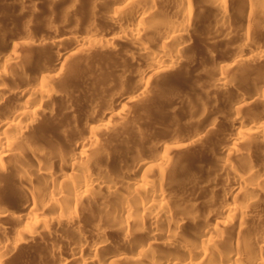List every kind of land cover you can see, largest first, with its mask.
I'll return each instance as SVG.
<instances>
[{"label":"bare ground","instance_id":"bare-ground-1","mask_svg":"<svg viewBox=\"0 0 264 264\" xmlns=\"http://www.w3.org/2000/svg\"><path fill=\"white\" fill-rule=\"evenodd\" d=\"M32 1L23 2L29 6V3L35 4ZM237 1L243 4L246 24L241 30L244 39L239 47L241 52L235 55V62L243 68L264 65V41L261 40L264 33L258 40L254 36L256 32H253L254 27L264 23V0ZM23 2L20 6H24ZM200 2L211 4L220 14L222 19L213 24L215 31L230 30L239 24L234 22L232 25L231 20L230 23L226 21L230 16L228 0H199L198 4L202 5ZM103 4L112 11L107 14V10L105 18L117 25L120 24V15L127 13L129 22L125 27L130 34L121 35L123 32H120L115 36L94 31L84 34L78 41L77 31L59 34L51 24L46 27L52 35L45 33L52 36L49 39L0 34L3 36L0 42L9 45L8 49H0V264L8 263L14 251L24 246H37L38 239L43 238L48 239L49 244L40 242L44 246L39 245L45 248L48 258L41 259V264H264V235L253 233L257 226L264 230V173L238 168L240 163L242 166L248 164L244 162L247 161L245 158L252 162V166L254 160L259 166H264V82L251 92H242L237 99H230L229 108L224 112L229 128L227 138L217 145L223 160L216 162L215 166L231 174L225 176H230L228 183L225 179L223 182L233 187L222 196V200H218L216 207L212 206L217 199L210 194L212 176L208 177V173H190L189 176L184 173L183 176L185 163H180L183 160L173 156L177 150L186 151L184 142L172 140L174 144L169 145L155 141L151 144L152 155L140 154L129 165L119 158H113L115 161L110 159L111 147L107 152L104 148L107 140L103 145L105 140L100 141L97 136L98 133L110 132L114 135L119 129L116 123L122 118L129 121L130 118H124L130 112L128 103L138 96L141 99L146 93L145 88L155 70L149 74L141 73L138 94L129 93L127 89L115 93L117 98L124 99L120 108L106 107L96 123L86 121L78 126L64 127L69 123L65 116L67 112L79 106L87 109L86 105L78 106L66 99L60 105L63 112L57 113L56 85L65 71V64L77 51L102 53L107 48L112 54H117L110 42L129 40L132 46L146 54L150 66L158 65L165 52L163 44L173 40L182 45L192 30L194 14L200 11L194 7L193 0H103ZM171 4H177L180 9L184 6L183 23L157 26L154 31L159 35L158 43L162 50L152 51L141 38L146 29L145 22L159 18ZM236 28L240 29V24ZM75 40L73 51L64 47ZM46 44L58 50L57 59L39 67L36 59L39 60L40 55L37 58L35 49H42ZM20 47H25L28 52L23 50L27 52L23 53L20 51L22 48L17 50ZM209 58L210 65L218 73L213 83L216 89L235 90V81L227 75L230 72L225 71V74L222 68L219 69L220 60L215 54L211 53ZM167 59L174 68L182 64L178 57L168 56ZM128 60L134 62L135 56L129 55ZM24 74H31V77L24 78ZM253 102L258 103L260 116L242 115V107ZM199 104H194L188 111L192 116L200 114L203 118L207 113L203 103L202 107ZM81 113L85 118L84 112ZM54 133L66 138L67 145L59 144ZM190 135L188 139L191 142L201 139L198 132ZM253 140L260 142L261 148L244 152L242 149ZM232 155L243 158L244 164L241 160L239 164L229 163L227 158ZM203 191H209L210 195L206 193L209 197L199 200ZM86 205L94 209L88 214L93 219L89 222H84L87 218L79 215L81 208L87 209ZM50 206L60 209L58 217L50 219L44 214ZM64 208L71 209L67 217L62 214ZM250 219L257 226L249 223ZM62 221L75 223L78 234H67L61 243L52 242L50 236L54 231L50 226H58ZM85 224L90 226L91 234L82 232ZM247 230L252 234L244 240L242 233Z\"/></svg>","mask_w":264,"mask_h":264},{"label":"rangeland","instance_id":"rangeland-1","mask_svg":"<svg viewBox=\"0 0 264 264\" xmlns=\"http://www.w3.org/2000/svg\"><path fill=\"white\" fill-rule=\"evenodd\" d=\"M23 1L27 4L29 0H0L1 35L3 34L5 37L8 35L15 37L21 36L22 38L26 37V39L29 35H31L29 36L30 38L33 35L35 37L34 39H37L39 36L41 39H49L52 36L49 37L48 34H52L49 33V28L46 26H50V24L55 25L59 34H65L64 32H69L70 34L77 31V33H79L77 34L78 41H80L84 34L94 31L115 34V36L120 35V32H123L121 35L130 34L125 27L126 23L129 22L127 13L120 15L121 19L119 21L120 24L118 25L107 20L105 15L110 14L112 11L108 6L103 7L105 5L103 4V0H98L99 3L98 1L94 2L95 0H31L35 4L33 3L34 5H32L29 3V6L31 5L30 8L28 5L24 4ZM21 2H23L24 6H20ZM156 3L160 2L156 1ZM198 3L199 0H197V2L196 0H193L194 7L200 9L202 12H197V9L195 8L197 13L194 14V17L192 18V30L190 34L185 36L184 43L182 45L179 44L178 41H166L163 44L165 52L161 58L162 61L158 65L150 66L148 60L146 59V54L132 46L129 40L118 39L114 42H110L109 44L114 48L117 54H112L107 48H104L102 53L95 50H91L87 54L77 51L65 64V71L62 72L60 76L61 80L57 83L55 91L57 92L56 102L59 106L57 109L58 114L63 112L60 105H62L66 99L72 100V102L74 101L78 104V106L81 104L84 106L86 105L87 108L83 110L84 107L82 108V106H77V109L72 110V112L70 111V113L67 112L65 116L69 123L64 125V127L68 128L70 126H76V124L78 126V124L81 125L86 121L92 124L98 121L97 119L100 118V114H102L103 110H106V107L111 108L110 106H112L113 109H118L121 105H123L122 103L124 102V99L117 98L116 96L118 95L115 96L117 91H120V89H127L129 93L136 94L142 76L141 73L149 74L151 70H155V75L153 77L151 76L149 85L145 88L146 93L141 96V99L138 96L135 101H130L128 103L130 110V112L128 111L129 116L126 114L127 116L125 115L124 118H130L128 119L129 121L122 118L120 122L116 123L119 126V129L117 130L119 133L117 131V133L115 132L116 134L113 132L114 135L112 132H110V134L98 133L97 136L100 138V141L105 140L103 143L101 142L103 145L106 140L109 143L108 144L106 142L108 147L105 143L106 146L104 145V148H106V150H108L107 152H109V149L107 148L111 147V156L110 153H108L109 157H111L110 159L114 158L116 160L119 158L122 162L129 165H132L134 160H136L140 154L144 155L149 153L148 155H152L154 151H151V148L153 147L151 144L155 143V141L156 143L157 141H164L163 144L168 143L169 145L174 144V142H184L187 148L186 151H184L185 149L177 150L173 153V156L178 160H183L180 161V163H185L183 166L185 167L186 172L183 170V176L184 173L186 176H189L190 173L202 175H206L208 173V177L212 176L211 178L213 182H211L212 186L210 187L213 189L211 190L212 192L210 191V194L212 193L211 196H215L214 199L217 200H214L211 196L210 197L216 202L212 207H216L217 202H219L218 200H222L224 195L233 187L232 184L231 186L230 184L227 186V184L223 182L224 179L227 182V179L230 178L231 174H228V172L226 170H222V168L218 169L219 166L218 168L215 166L216 162L223 160L220 157L221 154L217 150V145L223 143L227 138V129L229 128L227 116L224 112L229 108L228 104L230 101L235 97V99H237L239 96L238 94L242 92H251L255 86L262 85L264 82V65H255L253 66L254 68L252 66L249 68H243L240 66V63L235 62V55L241 52L239 47L244 39L243 32L241 30L242 27L245 26L244 23L246 24V17L244 18L242 13L243 4L241 2L237 0H228L227 5L229 7L230 16L228 18L229 20H226L228 22L231 20V23H229L232 25H235L234 22L236 24L239 23L241 28H236L238 27V24L235 25V27L232 26L230 30L220 29V31L216 30L217 32L215 31V25L213 24L221 18L220 14L213 9L211 4L208 5L207 3L206 5L205 3L202 4L203 2H200L202 4L200 5ZM197 4L201 8H199ZM25 6L29 10L26 9ZM169 6L165 8L167 10H163L166 11V13L164 12L165 14L161 13L162 16L160 15L159 18H150L151 20L148 19V21L145 22L144 27H146V29L143 30L141 38L145 44L149 45L152 51L162 50L161 45L158 43L159 35L154 31L157 26L162 27V25H169L171 23H183L184 15H182V10L184 9V6H181V9L177 6V4H171L170 8ZM177 7H179L181 11H179ZM24 8L26 10H24ZM147 8H149V6ZM107 10H110L111 12H108ZM106 11L108 13L104 14ZM93 17L96 19L95 21L92 19ZM56 26H59L58 28L63 32ZM45 29L48 32H46ZM213 29L214 31H212ZM207 32L210 33L208 34ZM253 32H256L254 36H256L259 40L261 34L264 33V23L254 27ZM214 33L216 35H213ZM65 35H68V33ZM2 37H0V40ZM262 38L261 40L264 41V36ZM76 40L66 44L64 47L73 51V47L77 42ZM0 43V49H8L7 46L9 45L2 43V41ZM2 44H4V47H2ZM105 45L107 44L104 43V46ZM21 48L22 47L17 50ZM23 48L20 51L27 53L28 49L26 50L25 47ZM23 50L27 52H24ZM57 51V49L48 46V44H46V47H42V49H35L37 58L40 57L39 60L36 59L39 67L50 64L49 62L52 61L55 62L57 59ZM211 53L215 54V56L220 60L221 65L219 64V69L221 70L222 68V71H224L225 74L228 71L230 72L227 75L235 81V86H237L235 90H219L214 86L213 83L215 82L214 80L216 79V75H218V73L217 71H214L215 68L213 69V66L209 63V56ZM129 55L135 56L134 62L128 60ZM168 56L178 57L181 59L182 64H180L179 67L177 66V68L175 67V69L169 63V59H167ZM227 67L229 69H227ZM24 76V78H30L31 74L30 76L28 74H24ZM138 76L140 77L139 79ZM116 94H118V92ZM138 98L140 100H138ZM198 103H200V107H202L201 103H203V108L207 113H205V116L203 114V118L200 114L192 116L188 111V108L190 109V107H193L194 104H196L195 106H198ZM88 109L89 111L86 112ZM81 111L84 112L85 118L81 117ZM240 112L245 116H260V114H258V103L255 102L243 106ZM122 120L126 121L123 122ZM61 128H59V130H61ZM195 132L200 134L202 140L200 139L198 142L189 141V135L194 134ZM54 136L58 138L59 144L67 145L66 138H63L58 134H55ZM182 139H184V141H180ZM172 140L174 142H172ZM248 143V146L242 149L244 152L261 148V143L256 140ZM211 148L214 151H212ZM102 153L105 154V152ZM101 156L106 158L104 155ZM239 157L232 155L227 158V161L232 164H236L237 162L239 164L240 160L243 164L244 162H248L247 165L245 164L243 166L240 163L238 168H241L240 170L244 171L256 170L257 172L264 173V166H259L256 164L255 160L252 166V162L249 163L250 160H248V158H245L247 161L243 162L244 159ZM116 164L117 163L114 162V165ZM98 165L99 164H97V166ZM97 166L94 165V167ZM96 169L98 170V168ZM70 171L71 170H69V172ZM216 171L217 173L215 174L214 172ZM213 174H215L217 178ZM228 175H230L229 178H226L225 176ZM213 176L214 179L216 178L215 180L213 179ZM206 191H203L199 200H201L204 196H208L207 194H209V191ZM88 206L89 205H86L87 209L81 208L79 211L81 212L79 215H82L83 218H87V220L83 219L84 222L93 220L88 214L94 209ZM200 206L204 207V204L200 202ZM200 206L197 208L200 209ZM50 207L44 211L47 218L50 217L51 219L52 217H58L57 214L59 215L60 209L55 207L53 208V206ZM70 210L64 208L63 212H61L65 215V217H67V214L71 213ZM88 222L87 224H89ZM60 223L61 224L58 226L55 224L50 226L51 231H54L50 236L52 242L55 241V243H61L65 238H67V234H78L75 223L64 221ZM249 223H252L253 226H257L255 225V221H252L251 219L249 220ZM254 230L255 231L253 233H255V235H264V230L258 226L254 228ZM82 232H85V234L87 233V235L91 234L90 226L85 224L82 228ZM251 234L252 232L247 230L242 233V238L246 240L249 236H251ZM10 236H12V234ZM21 237L23 238V236ZM40 242L49 244V241L46 238H43L42 240L40 239V241L38 239V248L34 245L32 248H30L31 246L19 248L9 256L10 259L12 257L10 261L14 260L12 261L13 263L8 261V257H6L8 259L5 258L8 263H6V261L5 263L41 264V259H47L48 253L45 252V248H42L44 245H41Z\"/></svg>","mask_w":264,"mask_h":264}]
</instances>
